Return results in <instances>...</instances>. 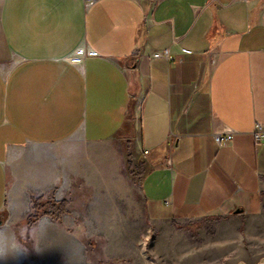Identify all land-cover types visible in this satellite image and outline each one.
<instances>
[{
	"label": "crops",
	"instance_id": "0c3cea01",
	"mask_svg": "<svg viewBox=\"0 0 264 264\" xmlns=\"http://www.w3.org/2000/svg\"><path fill=\"white\" fill-rule=\"evenodd\" d=\"M84 1L0 0V232L33 199H114L132 160L155 263L242 260L264 231V0Z\"/></svg>",
	"mask_w": 264,
	"mask_h": 264
},
{
	"label": "rangeland",
	"instance_id": "374dc122",
	"mask_svg": "<svg viewBox=\"0 0 264 264\" xmlns=\"http://www.w3.org/2000/svg\"><path fill=\"white\" fill-rule=\"evenodd\" d=\"M135 170L134 161L125 165L124 179L114 184V199L73 195L66 207V233L26 224L0 232V264H157L149 249L151 233ZM5 219L0 215V226ZM106 224H115V231L100 230ZM243 245L245 257L233 264L258 262L264 258V231H249Z\"/></svg>",
	"mask_w": 264,
	"mask_h": 264
},
{
	"label": "trees",
	"instance_id": "16d2710c",
	"mask_svg": "<svg viewBox=\"0 0 264 264\" xmlns=\"http://www.w3.org/2000/svg\"><path fill=\"white\" fill-rule=\"evenodd\" d=\"M31 202H33V213L25 220L26 226L33 225L41 216H48L52 220L58 221L60 216L67 212V203L65 201L33 199Z\"/></svg>",
	"mask_w": 264,
	"mask_h": 264
},
{
	"label": "built area",
	"instance_id": "2783aa9c",
	"mask_svg": "<svg viewBox=\"0 0 264 264\" xmlns=\"http://www.w3.org/2000/svg\"><path fill=\"white\" fill-rule=\"evenodd\" d=\"M94 0H85L84 3H86L87 5L92 4ZM225 137H221V135H214V142H216V144L218 146H221L223 143H228L230 142L229 140H231V133L226 132L225 133ZM253 140L255 141V143L257 145H260L263 141H264V130L261 129L260 127L256 126V130L253 136Z\"/></svg>",
	"mask_w": 264,
	"mask_h": 264
},
{
	"label": "water",
	"instance_id": "95a60500",
	"mask_svg": "<svg viewBox=\"0 0 264 264\" xmlns=\"http://www.w3.org/2000/svg\"><path fill=\"white\" fill-rule=\"evenodd\" d=\"M239 211H236V213H238ZM1 225V223H0ZM236 264H245L243 262H237ZM254 264H264V258H261L258 262L254 263Z\"/></svg>",
	"mask_w": 264,
	"mask_h": 264
}]
</instances>
